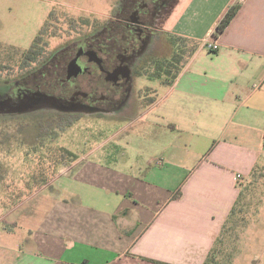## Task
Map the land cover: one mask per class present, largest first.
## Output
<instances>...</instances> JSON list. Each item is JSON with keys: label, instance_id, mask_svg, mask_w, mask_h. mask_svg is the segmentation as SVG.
I'll list each match as a JSON object with an SVG mask.
<instances>
[{"label": "crops", "instance_id": "1", "mask_svg": "<svg viewBox=\"0 0 264 264\" xmlns=\"http://www.w3.org/2000/svg\"><path fill=\"white\" fill-rule=\"evenodd\" d=\"M184 1L163 30L201 46L113 136V150L78 155L43 186L27 234L0 229V248L11 247L2 264H205L222 253L240 182L264 159V0H212L216 10L206 0L199 11L193 1L190 13Z\"/></svg>", "mask_w": 264, "mask_h": 264}, {"label": "rangeland", "instance_id": "2", "mask_svg": "<svg viewBox=\"0 0 264 264\" xmlns=\"http://www.w3.org/2000/svg\"><path fill=\"white\" fill-rule=\"evenodd\" d=\"M120 1L0 0V90L3 84L20 80L30 72V67L23 66V52L39 34L49 50L58 49L61 39L73 32L84 34L93 26L103 25ZM193 1L198 11L206 3L185 0L182 10L189 9L190 13ZM212 5L215 10L219 8V3L212 0L205 8ZM198 13L192 18H199L202 10ZM181 45V39L167 31L157 35L153 50L133 73V89L122 111L108 114L44 109L0 114V229H6L8 238L12 230L18 237L24 236L37 223V218L27 214L41 208L38 204L45 196L43 186L73 161V155L67 154L65 163L60 162L63 148L76 155L98 148L113 150V136L128 120L139 116L141 104L155 99L160 84L170 83L183 68L184 62L169 66L175 54L181 52ZM123 151L127 150L119 147L117 154ZM221 246L222 253L211 257L208 264H264V159L240 182V195ZM8 248H0V252ZM4 258L0 255V264Z\"/></svg>", "mask_w": 264, "mask_h": 264}, {"label": "flooded vegetation", "instance_id": "3", "mask_svg": "<svg viewBox=\"0 0 264 264\" xmlns=\"http://www.w3.org/2000/svg\"><path fill=\"white\" fill-rule=\"evenodd\" d=\"M178 2L121 0L103 25L84 34L73 32L61 39L58 49L49 50L42 37L36 54L23 65L30 67L27 76L2 85L0 114L122 110L133 89L134 71L153 50Z\"/></svg>", "mask_w": 264, "mask_h": 264}, {"label": "trees", "instance_id": "4", "mask_svg": "<svg viewBox=\"0 0 264 264\" xmlns=\"http://www.w3.org/2000/svg\"><path fill=\"white\" fill-rule=\"evenodd\" d=\"M240 7H241V4L239 2L231 4L228 7V9L224 13V15L220 18L219 22L217 23V25L213 31V37L217 38L221 33L224 32V30L227 28V26L229 25L231 20L234 18V16L239 11ZM41 38H42V35L39 34L35 38L33 44L30 46V48H28L27 50H25L23 52L24 62H26L27 58L30 55L36 54V47L38 46V40ZM178 38L181 39V43H182L181 49L182 50H181V52L175 54L172 61L169 63V66H173V65L175 66V65L180 64L182 62H184L183 64H186L193 57V55L196 53L198 48L201 46V41L198 39H194L191 37H184V36H178ZM166 71L168 73L170 70L167 68ZM181 71H182V68H179L178 71L172 76V80L170 81V83H173L175 81V79L178 77V75L180 74ZM60 154H61L60 155V159H61L60 162L66 161L65 159H66L67 154H69L71 156L73 155L72 156L73 160H75L78 157V155H76L72 151H68L65 148L62 149ZM205 264H208V262Z\"/></svg>", "mask_w": 264, "mask_h": 264}, {"label": "built area", "instance_id": "5", "mask_svg": "<svg viewBox=\"0 0 264 264\" xmlns=\"http://www.w3.org/2000/svg\"><path fill=\"white\" fill-rule=\"evenodd\" d=\"M203 46L209 51H216L219 48V44L216 41H212L210 39H205L203 42Z\"/></svg>", "mask_w": 264, "mask_h": 264}]
</instances>
